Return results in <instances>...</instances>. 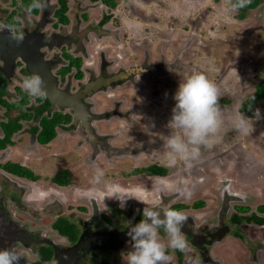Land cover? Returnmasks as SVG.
<instances>
[{
	"label": "flooded vegetation",
	"instance_id": "1",
	"mask_svg": "<svg viewBox=\"0 0 264 264\" xmlns=\"http://www.w3.org/2000/svg\"><path fill=\"white\" fill-rule=\"evenodd\" d=\"M58 1L47 0L46 8L34 10L31 14L26 12L31 0H8L5 4L0 1V25L4 26L0 27V125L20 117L17 122L20 128L0 147V173L12 183H6L2 190L4 196L0 189V249L15 250L21 257L19 264H52V261L56 264H124L126 252L131 249V240L127 235L129 227L143 218L144 207L154 208L162 204L182 211L188 217L182 232L189 250L181 252L169 248L170 264H191L197 258L201 264H222L218 247L228 239L242 243L246 252L245 263L261 264L264 256L259 254L264 253V238L260 231L264 230V209L259 208L264 206V199L261 200L260 190L248 185L245 180L240 184L246 191L241 194L245 197L244 193H247L249 203L260 200L253 207L245 201L247 198L242 199L241 194L228 191L226 186L220 189L219 198L213 206L196 199L187 207L181 199L197 192L201 194L203 186L198 179L204 178L202 169L194 168L192 177L198 185L189 179L184 181V178L178 181L181 186L178 185V188H172L173 185L166 182V178L174 176L168 167L176 165L168 163V150L161 152L162 148H167L166 137L171 134L168 122L172 111L168 114L162 109L164 103L161 99L164 97L160 94L150 95L145 101L124 89L125 84L138 88L134 78L140 73L151 75L153 83L166 82L167 71L173 67L162 64L166 58L164 48H158L161 38L156 44L158 63L148 66L150 55L143 38L140 43L130 42L133 48L141 47L137 64L121 66L115 60L120 59L118 54L110 58L109 52H106L112 47L110 43L116 49L128 50L129 42L126 40L132 39L122 30V14L118 15L117 9L119 0H112V7L104 0H80L77 4L64 0L63 19L57 14ZM85 2L84 8L82 4ZM256 10L264 19V0L248 11ZM9 29L23 34L21 43L17 44L10 38ZM7 61L11 62V67L5 76L2 69L8 65ZM32 74H39L54 92L76 98L73 104L83 106V112L87 113L79 114L88 116L86 127L82 118H76L68 108L50 104L46 96L42 99L29 97L21 85L24 78ZM115 90L120 99L114 98ZM146 104L148 106L144 107ZM241 104L239 110L249 115L242 111ZM57 116L60 121L52 127L54 137L40 144L38 136L44 132L41 126L43 120L54 121ZM130 119L138 120V129L132 127ZM147 119L153 124L148 129V134L153 136L152 139L149 137L151 140H148L149 135L144 128ZM102 123H109L110 126L105 127ZM25 124L26 127L23 126ZM116 127L118 132L114 130ZM125 129L132 133L120 140ZM132 138L135 144L141 142V145H123ZM3 139L0 127V143ZM18 139L20 142H17ZM52 141L62 146L60 152H51L48 148ZM117 142L119 146L115 145ZM64 144H68V148L65 149ZM34 153V160H48L53 169L42 171L41 167L38 169L40 164H27V156ZM143 154H147V160ZM20 156V160H15ZM139 156L146 160V164H134L126 173L121 172L119 178L103 176L99 184L94 183L96 167H111L113 158L138 160ZM127 160L119 166H125ZM182 163L177 162L179 172H185ZM7 164L18 165L27 173L18 176L6 172L3 167ZM151 167L158 172H144ZM229 169L227 173L232 170ZM60 172L66 173L65 179L59 180H66V184L53 180ZM257 174H253L254 180L257 179L254 181L256 185L263 179ZM108 183L120 186L121 200L106 189ZM167 187L169 191H166ZM207 187L204 188L215 191L212 184L209 189ZM250 194H254L256 199H252ZM128 196L136 197L143 203L135 198L123 202ZM224 199L229 200V204L223 202ZM234 201L237 203L231 205ZM203 208L209 212L206 217L197 218L203 213ZM229 225L233 229L232 234ZM247 226L257 229L259 235L245 238ZM160 238L167 243L168 237L163 229L160 230Z\"/></svg>",
	"mask_w": 264,
	"mask_h": 264
},
{
	"label": "rangeland",
	"instance_id": "2",
	"mask_svg": "<svg viewBox=\"0 0 264 264\" xmlns=\"http://www.w3.org/2000/svg\"><path fill=\"white\" fill-rule=\"evenodd\" d=\"M0 1L2 4H5L8 0ZM71 1H75V4H77L80 0ZM86 4L87 2L82 4L84 8ZM118 4V15L122 14L123 20L122 30L123 32H127V35L132 37V39L126 40V42H129L128 50L116 49L114 44L110 43L109 45H112V47L106 50L107 53L109 52L108 55L110 58L118 54L120 59L115 58V60L121 66L136 65L141 56V47L137 48L134 46L133 48L130 42L140 43L144 38L143 43L146 44L145 48L148 49L150 55L147 64L148 66H153L152 64L159 60L156 44L158 38H161L159 41L161 44L158 48H164L166 58V60H162V64L165 66L172 65L171 67H173L172 70L167 71L168 77L166 82L153 83L154 80H152L151 75L146 73L138 74L134 78L138 84V88H133L125 84L124 89L127 88V93L136 94L145 101L149 100L150 95L160 94L164 97L161 99L164 103L162 109L169 114L175 106L174 95L179 83L193 72L199 71L204 73L219 89V106L221 108L223 124L216 142L211 148L202 147L199 160L192 162L191 168L187 167L185 163H182L185 166L183 168L185 172L183 170V172H179L180 165L177 163L171 168L168 167L169 172H172L174 176L166 178V182L171 183L170 185H173L172 188H178L180 186L178 181L183 180V178L185 179L184 181H188L189 179L196 185L202 182L201 194L197 192L191 197H183L181 199L185 201L187 207L192 200L196 199L204 202L205 205L207 203L213 206L219 198L220 189L224 186L232 193L241 194L243 190L240 184L243 183V180L248 181L247 184H250L256 190H260V197L263 201L264 139L262 137L264 138V98L252 107L249 115L243 114L239 110L241 102L253 93L254 86L260 80H264V19L261 14L257 10L255 12L248 11L244 20L237 21L235 18L236 12L231 11V3L229 0H129V2L119 0ZM94 13H97V11H94ZM255 14L256 16H254ZM123 47H126L125 44ZM114 94L115 99H120L117 90H115ZM146 106L148 104L144 107ZM159 107L161 108V106ZM257 109L260 110L259 119H255L254 117ZM239 113L253 120L254 130L250 135L241 134L235 129L233 121ZM134 120L130 119L131 125L134 129H138L136 125L139 122L136 119ZM146 122L147 124L145 123V126L147 128L145 126L144 128L148 134V132L150 133L148 129L153 124L148 119ZM102 125L105 127L110 126L109 123H102ZM23 126L26 127L27 125L25 124ZM114 130L118 132L117 127ZM124 133V135L120 136V140L126 139L127 135H130L132 132H127L125 129ZM149 137L152 139V134L148 136V140H151ZM133 139L123 145L133 147L141 145V142L135 144ZM17 142H20V140ZM118 143L115 145L119 146L117 145ZM57 144L56 141L50 143L48 148L52 150L51 152H60L59 150H61L62 146L59 144L58 146ZM67 145L64 144L65 149L68 148ZM83 148L86 149L85 146ZM167 150V148H162L161 152L166 153ZM41 153H44V151ZM22 154L24 155V153ZM143 155L147 160V154ZM20 158L21 156L14 159L20 160ZM139 158L138 160H135V158L128 159L127 157L113 158L114 163H112L113 165L111 167L108 168L109 165L102 167L103 170L108 168L104 171V176L119 178L121 172L126 173L134 164H146V160H142L140 156ZM102 160H104L103 157ZM124 160H127V166L125 164V166H119ZM48 162L47 160V162L44 161L41 163L42 171H50L53 169V164ZM194 168L202 169V177L204 180L198 179L199 183H196V179L192 177L195 173ZM229 168L232 170L227 173V169ZM38 169H40V166H38ZM257 172L263 177V179L261 178L262 180L260 179L258 181V185L254 183L257 180H254ZM1 174L0 189L4 196L5 192H2V190L7 185L6 183L8 182L10 185L12 183ZM16 183L19 182L16 181ZM211 184L213 188L218 189L214 188L215 191L211 192L204 188L208 186L207 188L209 189ZM166 191H169L168 187ZM246 194L244 193L245 197L241 194L243 196L242 199L247 198ZM250 197L256 199L254 194H250ZM228 201L224 199L223 202L229 204ZM245 201L249 203L248 198ZM252 201H250L251 204L249 203L250 207L260 202V200ZM232 203L236 204L237 202H231V205ZM187 212L191 214L195 213ZM201 212L203 213L198 215L197 218H203L204 215L206 217L209 210H204L203 208ZM230 212H232L231 209ZM229 232L230 234L233 232L230 225ZM244 234L245 238L251 239L254 235H259L257 229L253 230V228L248 226ZM260 234L264 238V230H261ZM221 246L218 247L217 253L222 259V264H247L244 260L246 252L242 243L228 239ZM259 255L264 256V253ZM261 264H264V260L261 261Z\"/></svg>",
	"mask_w": 264,
	"mask_h": 264
},
{
	"label": "clouds",
	"instance_id": "3",
	"mask_svg": "<svg viewBox=\"0 0 264 264\" xmlns=\"http://www.w3.org/2000/svg\"><path fill=\"white\" fill-rule=\"evenodd\" d=\"M251 0H234L231 2V11L237 12L247 7ZM48 6L47 0H31L26 12L31 14ZM0 27H4L0 25ZM10 38L17 44L23 40V34L15 29H9ZM45 81L39 74H32L22 81V90L32 98H44L46 89ZM219 89L202 72H193L179 83L174 95L175 106L168 127L171 134L166 137V158L170 165L183 161L187 167H192V162L199 160L201 149L211 148L216 142L223 124L221 108L219 106ZM254 99V97H253ZM255 119L260 118V110L254 114ZM237 131L250 135L253 129V120L246 118L242 113L237 114L233 121ZM104 176L100 167L95 168L94 183L99 184ZM106 189L113 192V197L121 200L119 185L108 183ZM190 195V193H188ZM128 198L136 197L128 196ZM143 218L131 225L127 235L131 240V249L126 252L124 264H170L171 257L168 249L187 252L189 250L182 227L187 222V215L182 211L164 205L144 207ZM166 233L167 243L160 238V230ZM67 259V257H65ZM20 255L12 248L0 249V264H19ZM56 264V261H52ZM191 264H201L200 260L193 259Z\"/></svg>",
	"mask_w": 264,
	"mask_h": 264
},
{
	"label": "trees",
	"instance_id": "4",
	"mask_svg": "<svg viewBox=\"0 0 264 264\" xmlns=\"http://www.w3.org/2000/svg\"><path fill=\"white\" fill-rule=\"evenodd\" d=\"M106 1L107 4H109V6H113L114 5V2L112 0H104ZM230 3L231 2H234V0H229ZM260 3V0H251V3L245 7V8H242L240 9L239 11L236 12V15H235V18L238 20V21H242L244 18H245V15L247 13L248 10H251V9H254L258 4ZM58 5H59V9L57 11V14L60 18H64L63 17V13L65 11V5H64V0H59L58 1ZM254 97V99H253ZM264 98V80H261L259 81L255 87H254V91L253 93L247 97L241 104V109L244 113H250L251 110H252V107L257 103L259 102L260 100H262ZM19 116L14 119L13 121H9L7 124H1L0 127L1 129L3 130V133H4V137L5 139H3V141L0 143V147H2V145L4 144V142H6L7 139H9V137L16 131H18V129L20 128L19 124L17 123L18 120H19ZM59 116H57L54 121H45L43 120V123H42V127H43V131L42 134H40L38 136V142L40 144H45L47 142H49L53 137H54V134L52 132V127L54 125L57 124V122H59ZM47 132H49V134H47ZM3 169L6 171V172H9V173H12V174H15V175H18V176H23L25 175L27 172L24 168L18 166V165H14V164H7L3 167ZM156 168L154 167H151L149 168V170H145L144 172L145 173H157L158 171L155 170ZM65 175L66 173L65 172H60L57 174V176H55L53 178V180L57 181V183L63 185V184H66L67 181L64 180L62 182L61 179H65ZM60 180V181H59ZM260 210L261 209H264V206L263 207H260L259 208Z\"/></svg>",
	"mask_w": 264,
	"mask_h": 264
},
{
	"label": "water",
	"instance_id": "5",
	"mask_svg": "<svg viewBox=\"0 0 264 264\" xmlns=\"http://www.w3.org/2000/svg\"><path fill=\"white\" fill-rule=\"evenodd\" d=\"M5 63V62H4ZM8 65H4V69H2V72L5 76H7V71L9 69V67H11V62L10 61H7ZM29 70V69H28ZM31 72V71H30ZM32 73V72H31ZM46 86L45 89H46V98L49 100L50 104L52 105H56L58 107H61V108H68L70 109V111H72L74 113V116L76 118H82V122H83V126L87 125V120H88V116L86 115H79L80 112L84 113L83 110L84 107L83 106H80V107H76L75 104H73V101L76 100V98L72 97H68L66 96L64 93H61V92H54L53 91V88L50 89L49 86H47L48 83H45ZM52 94V96L50 95V92ZM84 114H87V113H84ZM85 118V119H84ZM86 127V126H85ZM0 222L2 223V219L0 218Z\"/></svg>",
	"mask_w": 264,
	"mask_h": 264
},
{
	"label": "crops",
	"instance_id": "6",
	"mask_svg": "<svg viewBox=\"0 0 264 264\" xmlns=\"http://www.w3.org/2000/svg\"><path fill=\"white\" fill-rule=\"evenodd\" d=\"M30 153H33V152H30ZM39 156H40V158H42L41 157L42 155H39ZM34 157H36L35 153H34V155L33 154H29L27 156V159H26V161L28 162L27 164H30V163H32V164H40L39 166L41 167V163L43 162V159L42 160H34ZM35 166H38V165H35Z\"/></svg>",
	"mask_w": 264,
	"mask_h": 264
}]
</instances>
